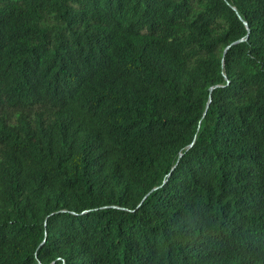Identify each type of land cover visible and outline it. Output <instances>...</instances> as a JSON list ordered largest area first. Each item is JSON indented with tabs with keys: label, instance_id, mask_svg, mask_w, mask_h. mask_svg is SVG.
I'll return each instance as SVG.
<instances>
[{
	"label": "trees",
	"instance_id": "trees-1",
	"mask_svg": "<svg viewBox=\"0 0 264 264\" xmlns=\"http://www.w3.org/2000/svg\"><path fill=\"white\" fill-rule=\"evenodd\" d=\"M0 264H264V0H0Z\"/></svg>",
	"mask_w": 264,
	"mask_h": 264
},
{
	"label": "water",
	"instance_id": "water-1",
	"mask_svg": "<svg viewBox=\"0 0 264 264\" xmlns=\"http://www.w3.org/2000/svg\"><path fill=\"white\" fill-rule=\"evenodd\" d=\"M210 99H211V98H210ZM192 144H193V143H192ZM192 144H191V145H192Z\"/></svg>",
	"mask_w": 264,
	"mask_h": 264
}]
</instances>
